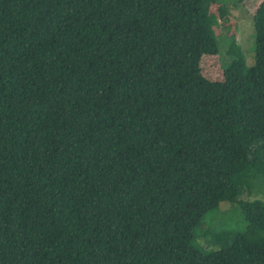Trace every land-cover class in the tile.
I'll return each mask as SVG.
<instances>
[{"label": "trees", "instance_id": "obj_1", "mask_svg": "<svg viewBox=\"0 0 264 264\" xmlns=\"http://www.w3.org/2000/svg\"><path fill=\"white\" fill-rule=\"evenodd\" d=\"M218 3L0 0V264H264V0L210 79Z\"/></svg>", "mask_w": 264, "mask_h": 264}, {"label": "rangeland", "instance_id": "obj_2", "mask_svg": "<svg viewBox=\"0 0 264 264\" xmlns=\"http://www.w3.org/2000/svg\"><path fill=\"white\" fill-rule=\"evenodd\" d=\"M261 0H219L216 5L218 10L217 29L218 50L216 55H202L200 68L204 76L210 79H219L223 67L229 64V59L223 53L227 49L229 38H233L240 50V54L247 65L253 63V14ZM223 50V51H222ZM249 199L259 198L264 200L262 193H253ZM230 209L227 202H220L216 206L215 217L224 216ZM200 242H204L200 238Z\"/></svg>", "mask_w": 264, "mask_h": 264}]
</instances>
